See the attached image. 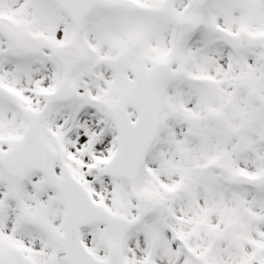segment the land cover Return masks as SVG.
Returning <instances> with one entry per match:
<instances>
[{
	"label": "snow or ice",
	"instance_id": "6c2138e0",
	"mask_svg": "<svg viewBox=\"0 0 264 264\" xmlns=\"http://www.w3.org/2000/svg\"><path fill=\"white\" fill-rule=\"evenodd\" d=\"M0 264H264V0H0Z\"/></svg>",
	"mask_w": 264,
	"mask_h": 264
}]
</instances>
